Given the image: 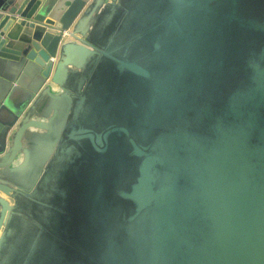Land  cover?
<instances>
[{
    "label": "water",
    "instance_id": "water-1",
    "mask_svg": "<svg viewBox=\"0 0 264 264\" xmlns=\"http://www.w3.org/2000/svg\"><path fill=\"white\" fill-rule=\"evenodd\" d=\"M46 240L264 264V0H0V264Z\"/></svg>",
    "mask_w": 264,
    "mask_h": 264
},
{
    "label": "rangeland",
    "instance_id": "rangeland-1",
    "mask_svg": "<svg viewBox=\"0 0 264 264\" xmlns=\"http://www.w3.org/2000/svg\"><path fill=\"white\" fill-rule=\"evenodd\" d=\"M18 92V93H17ZM16 97V98H14ZM21 100L24 98V97H21V93H20V90H15L12 94V99L14 100H10V103L11 101L15 102V101H21ZM24 99L20 102L19 106H18V110L21 109V106H22V103H23ZM40 246V249H42V252L43 254L40 255V257L34 259V261H36V264L37 263V260H39L41 262V264H63V260L61 259V257L59 258H56L55 254L56 253H60L61 251V248L59 246L56 245V243H54L53 241H50V240H46V241H43L41 243Z\"/></svg>",
    "mask_w": 264,
    "mask_h": 264
},
{
    "label": "crops",
    "instance_id": "crops-1",
    "mask_svg": "<svg viewBox=\"0 0 264 264\" xmlns=\"http://www.w3.org/2000/svg\"><path fill=\"white\" fill-rule=\"evenodd\" d=\"M22 108L24 107V104L22 103V106H21Z\"/></svg>",
    "mask_w": 264,
    "mask_h": 264
}]
</instances>
